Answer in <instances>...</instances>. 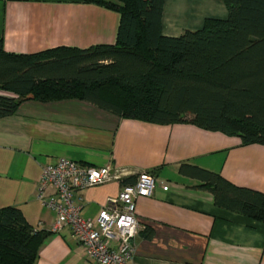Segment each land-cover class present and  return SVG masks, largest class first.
Instances as JSON below:
<instances>
[{
    "label": "crops",
    "instance_id": "obj_1",
    "mask_svg": "<svg viewBox=\"0 0 264 264\" xmlns=\"http://www.w3.org/2000/svg\"><path fill=\"white\" fill-rule=\"evenodd\" d=\"M227 14L220 0H164L161 34L176 37ZM119 18L84 0H0V40L14 54L114 44ZM60 159L122 176L74 192L84 218L95 219L123 180L154 176L153 194L135 200L140 230L126 264H264V222L216 204L210 184L180 171L182 164L200 167L264 193V145H242L238 136L187 122L124 118L79 98L26 99L0 117V208L18 207L32 226L49 230L55 212L35 192L42 167ZM34 264L95 263L65 227L48 232Z\"/></svg>",
    "mask_w": 264,
    "mask_h": 264
},
{
    "label": "trees",
    "instance_id": "obj_2",
    "mask_svg": "<svg viewBox=\"0 0 264 264\" xmlns=\"http://www.w3.org/2000/svg\"><path fill=\"white\" fill-rule=\"evenodd\" d=\"M84 1L119 14L115 43L14 54L0 40V90L14 94H0V117L26 99L79 98L124 118L264 145V0H220L225 19L176 37L161 34L164 0ZM180 171L210 184L216 204L264 222V193L200 167ZM33 228L18 207L0 208V264L35 263L49 231Z\"/></svg>",
    "mask_w": 264,
    "mask_h": 264
},
{
    "label": "built area",
    "instance_id": "obj_3",
    "mask_svg": "<svg viewBox=\"0 0 264 264\" xmlns=\"http://www.w3.org/2000/svg\"><path fill=\"white\" fill-rule=\"evenodd\" d=\"M113 179L120 180L122 176L113 173L109 166H85L60 159L42 167L37 184L38 200L55 212L47 231L60 233L68 227L84 248L87 259L95 264H126L131 259L133 239L140 230L135 200L139 196H151L156 185L154 176L141 172L134 182L121 184L116 196L108 197L95 219L82 217L74 192ZM162 189L167 190L168 186L163 184Z\"/></svg>",
    "mask_w": 264,
    "mask_h": 264
},
{
    "label": "rangeland",
    "instance_id": "obj_4",
    "mask_svg": "<svg viewBox=\"0 0 264 264\" xmlns=\"http://www.w3.org/2000/svg\"><path fill=\"white\" fill-rule=\"evenodd\" d=\"M35 197L36 199L38 200V197H37V193L35 192ZM40 202V201H39ZM41 203V202H40ZM41 205L43 206V204L41 203ZM45 208V207H44ZM49 216H52V214L50 212H47ZM34 228H40V225L39 224H34L33 226ZM40 230V229H39Z\"/></svg>",
    "mask_w": 264,
    "mask_h": 264
}]
</instances>
